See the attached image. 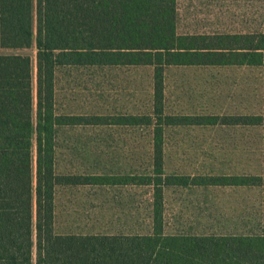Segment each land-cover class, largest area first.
I'll use <instances>...</instances> for the list:
<instances>
[{
    "label": "trees",
    "instance_id": "1",
    "mask_svg": "<svg viewBox=\"0 0 264 264\" xmlns=\"http://www.w3.org/2000/svg\"><path fill=\"white\" fill-rule=\"evenodd\" d=\"M32 47L35 111L32 58L17 51ZM0 49L14 50L0 53V264H264V30L179 32L177 0H0ZM171 65L258 67L261 110L166 114ZM118 66L151 69L149 109L124 117L151 127V153L133 170L61 165L60 132L100 126L102 115L60 111L58 71ZM218 119L260 126L259 172H166L164 125ZM127 186L140 187L139 201L102 195L105 187ZM172 186L258 188L259 219L253 227L240 214L229 230L169 227L165 190ZM83 191L95 201H77Z\"/></svg>",
    "mask_w": 264,
    "mask_h": 264
},
{
    "label": "rangeland",
    "instance_id": "2",
    "mask_svg": "<svg viewBox=\"0 0 264 264\" xmlns=\"http://www.w3.org/2000/svg\"><path fill=\"white\" fill-rule=\"evenodd\" d=\"M179 32H245L264 30V0H177ZM32 58L33 108L35 111V49L17 50ZM14 50L0 49V53ZM168 91L172 106L197 104L198 108L216 110L248 111L259 110L261 75L258 67H186L175 68L168 73ZM151 93V69L147 67H103L65 68L57 73V106L60 111L72 113L100 112L104 104L111 102L130 108L133 102L141 106ZM103 105V106H102ZM179 106V105H178ZM177 106V107H178ZM188 108V107H187ZM141 134L142 152L147 149L148 138ZM133 132L125 130L74 127L60 132L61 165L72 164V169H83L104 148L106 158L115 159L116 166L124 168V158L130 153ZM169 145H184L181 156L195 162L194 156L203 155L208 146L223 147L217 153L225 160L224 170L230 172L258 173L260 170L261 131L253 129L196 130L172 135ZM72 146L70 151L69 147ZM190 146V147H189ZM138 147V146H137ZM137 154H135L136 156ZM179 154H170L175 163ZM145 159L147 154H140ZM227 162V163H225ZM121 163V164H120ZM34 172V162H33ZM85 193V192H83ZM78 192L75 199L84 202L87 198ZM217 208H223L229 217L228 228H232L235 210L244 204L247 222L253 227L259 219L260 191L258 188L218 190L214 193ZM243 206V205H242ZM244 220V219H243Z\"/></svg>",
    "mask_w": 264,
    "mask_h": 264
},
{
    "label": "crops",
    "instance_id": "3",
    "mask_svg": "<svg viewBox=\"0 0 264 264\" xmlns=\"http://www.w3.org/2000/svg\"><path fill=\"white\" fill-rule=\"evenodd\" d=\"M118 67H140V66H118ZM186 67H248V66H212V65H171L165 68V75H164V111L166 114L169 115H183V116H214L217 115L219 118L221 116H229V115H252L254 113H259L261 110V92H260V100H259V110L253 112L252 109L248 111H230L229 110H216L214 106L210 104L209 107L211 108H204L196 106L197 104H190L189 106H184V104H176L177 106L174 108L172 103L169 99V84H168V73L170 70L175 68H186ZM151 95H152V79H151V93L149 95L148 100L141 106L140 102H133L127 108L124 106H118L117 104L111 102L109 104H104L103 109L99 112L102 115V124L100 126H86V127H93L95 129H106V130H125L130 131L132 130V144L130 146V155L125 156L124 158V168L117 167L115 159L111 157L106 158L104 155L107 151L103 148L100 151L96 150V154L101 153L102 155L95 158L93 161L89 162L90 165L93 166L94 164H100L108 171H118V170H133L135 167H139L142 160L140 154H149L152 151L151 145L148 143L147 149H144L142 152L141 145L138 144L141 141V134H135L134 131H145L147 134L143 136V138H149L151 134V127H145L138 123L135 124V120L132 119V123L130 124V120H126L124 117L127 116H135L139 115L142 111L149 109L150 102H151ZM188 107V108H187ZM98 112H91L87 114H93ZM253 127H257L260 129V126L253 125V124H246V123H222L219 119L215 123H168L163 127V137L164 143L162 146L163 151V164L166 172L169 173H180V174H187L190 176L198 175V174H219V173H240V174H252L247 172H230L228 170H224V163L222 158L220 159L217 156V153L222 152L224 149L223 147L215 148L214 146H208L206 151L199 152V154H207L203 155L200 158L198 155L194 156L195 162L190 161L189 159L181 156L188 147L182 144H178L172 148L169 145V138L172 135H179V133L196 131V130H227V129H253ZM138 146V147H137ZM190 147V146H189ZM70 151L72 150V146L69 147ZM179 154L176 162L173 163V160L170 159V154ZM135 154H137L135 156ZM147 158V157H146ZM227 163V162H225ZM121 164V163H120ZM239 189V188H249L252 187L248 186H239V187H220V186H189V187H176L172 186L165 190V205H166V216L168 218V226L170 227H179V228H191L192 231H215L218 229H222L225 227L228 228V221L227 217L229 214L227 212H223V208H217L216 203L214 201V193L218 190L224 189ZM85 192V191H83ZM87 195V200L89 202H94L96 197L92 192ZM103 197H106L109 202L115 200H122V201H134L135 199L139 201L141 198V189L140 187L135 188L132 187H105L103 191ZM72 198V197H71ZM112 204V203H110ZM243 205V206H242ZM241 205V210H235L231 215L233 217L232 227L239 224V216L242 214V217L246 218V213L244 204ZM113 210H109L108 214ZM178 220V221H177ZM188 229V230H189Z\"/></svg>",
    "mask_w": 264,
    "mask_h": 264
}]
</instances>
